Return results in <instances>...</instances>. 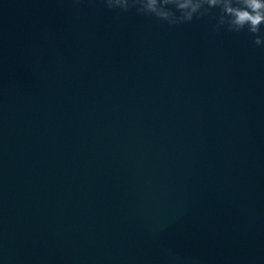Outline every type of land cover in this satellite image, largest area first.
I'll return each mask as SVG.
<instances>
[{"label":"water","instance_id":"obj_1","mask_svg":"<svg viewBox=\"0 0 264 264\" xmlns=\"http://www.w3.org/2000/svg\"><path fill=\"white\" fill-rule=\"evenodd\" d=\"M216 23L0 0V264H264V47Z\"/></svg>","mask_w":264,"mask_h":264},{"label":"clouds","instance_id":"obj_2","mask_svg":"<svg viewBox=\"0 0 264 264\" xmlns=\"http://www.w3.org/2000/svg\"><path fill=\"white\" fill-rule=\"evenodd\" d=\"M79 2V0H77ZM109 11L120 9L153 16L170 26L191 23L193 19L213 15V31L247 32L257 47H264V0H103ZM219 9V13H213ZM179 13V15H177Z\"/></svg>","mask_w":264,"mask_h":264}]
</instances>
